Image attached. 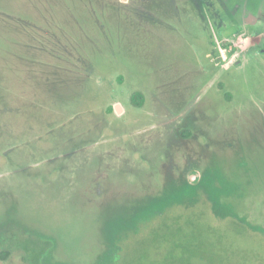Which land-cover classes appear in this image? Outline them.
Here are the masks:
<instances>
[{
	"label": "rangeland",
	"instance_id": "1",
	"mask_svg": "<svg viewBox=\"0 0 264 264\" xmlns=\"http://www.w3.org/2000/svg\"><path fill=\"white\" fill-rule=\"evenodd\" d=\"M262 112L264 0H0V264H264V234L205 196L104 256L161 165H201Z\"/></svg>",
	"mask_w": 264,
	"mask_h": 264
},
{
	"label": "trees",
	"instance_id": "2",
	"mask_svg": "<svg viewBox=\"0 0 264 264\" xmlns=\"http://www.w3.org/2000/svg\"><path fill=\"white\" fill-rule=\"evenodd\" d=\"M259 117L252 127L246 124L243 129H237L235 140H228L226 148L210 150L201 165H194L182 173L161 165L158 173L166 176L159 181V187L145 191L144 197L132 202L127 211L117 210L115 214L119 216L113 214L107 222L106 233L110 236L107 235L105 260H110L111 254L117 257L123 240L137 234L142 222L174 206L194 207L204 196L216 217L232 218L252 231L264 234V224L252 219L253 207L264 203L263 112ZM194 170L201 174L192 182L188 175L195 174ZM108 183L106 185L114 186L116 182L109 180ZM10 227L19 229L29 238L36 236V230L23 222H11ZM3 229L5 233L9 232V226ZM9 255L8 249L0 252V260L6 261Z\"/></svg>",
	"mask_w": 264,
	"mask_h": 264
},
{
	"label": "water",
	"instance_id": "3",
	"mask_svg": "<svg viewBox=\"0 0 264 264\" xmlns=\"http://www.w3.org/2000/svg\"><path fill=\"white\" fill-rule=\"evenodd\" d=\"M194 177V176H193Z\"/></svg>",
	"mask_w": 264,
	"mask_h": 264
}]
</instances>
